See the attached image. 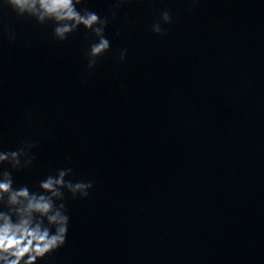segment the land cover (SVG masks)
<instances>
[{"label":"clouds","instance_id":"1","mask_svg":"<svg viewBox=\"0 0 264 264\" xmlns=\"http://www.w3.org/2000/svg\"><path fill=\"white\" fill-rule=\"evenodd\" d=\"M4 3L19 17L34 18L41 25L53 22V36L58 41L66 40L80 26L91 31L97 42L86 52L90 69L110 49V41L104 35L108 18L102 19L87 8L78 9L82 0H4ZM119 3L117 0V7ZM161 20L171 22L168 11L161 13ZM152 31L165 34L160 23H155ZM125 57L126 51H121L120 60ZM34 146L26 143L19 150L0 152V165L7 163L11 169H19L22 156L26 157L23 166L30 165L34 157H28V150ZM71 171L62 169L55 177L48 176L40 182V193L30 192L27 186L14 188L11 171H0V206L6 209L0 211V264H37L38 260L64 246L69 217L64 211L65 205H57L55 201L63 200L62 189L86 198L93 187L91 181H66Z\"/></svg>","mask_w":264,"mask_h":264}]
</instances>
